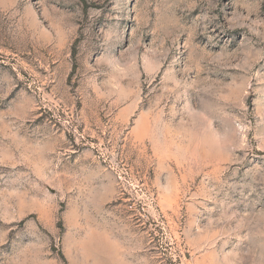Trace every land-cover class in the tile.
<instances>
[{
    "label": "rangeland",
    "instance_id": "rangeland-1",
    "mask_svg": "<svg viewBox=\"0 0 264 264\" xmlns=\"http://www.w3.org/2000/svg\"><path fill=\"white\" fill-rule=\"evenodd\" d=\"M0 264H264V0H0Z\"/></svg>",
    "mask_w": 264,
    "mask_h": 264
}]
</instances>
